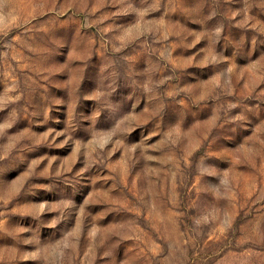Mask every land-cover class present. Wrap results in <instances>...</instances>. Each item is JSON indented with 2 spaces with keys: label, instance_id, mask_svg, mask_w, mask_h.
Returning <instances> with one entry per match:
<instances>
[{
  "label": "rangeland",
  "instance_id": "374dc122",
  "mask_svg": "<svg viewBox=\"0 0 264 264\" xmlns=\"http://www.w3.org/2000/svg\"><path fill=\"white\" fill-rule=\"evenodd\" d=\"M0 264H264V0H0Z\"/></svg>",
  "mask_w": 264,
  "mask_h": 264
}]
</instances>
